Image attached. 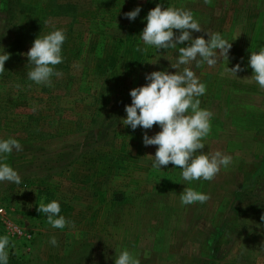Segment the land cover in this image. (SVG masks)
<instances>
[{
  "label": "rangeland",
  "instance_id": "obj_1",
  "mask_svg": "<svg viewBox=\"0 0 264 264\" xmlns=\"http://www.w3.org/2000/svg\"><path fill=\"white\" fill-rule=\"evenodd\" d=\"M157 4L190 10L204 31L193 38L219 33L232 45L228 60L217 52L214 66L188 65L206 86L200 108L212 113L203 151L232 157L212 181H183L171 163L154 169L157 146H144L143 136L160 127L123 125L130 91L154 71L175 73L178 48L190 43L156 50L139 39ZM137 7L135 20L124 16ZM54 30L66 36L61 75L37 85L25 53ZM261 48L264 0H0V54H11L0 74V140L23 146L2 161L21 177L0 183L8 264H115L124 250L140 264H264V150L252 147L251 132L264 115L245 110V88L234 83L232 100L225 87L226 68ZM255 95L256 105L264 90ZM185 187L210 199L182 206ZM53 200L71 222L63 229L37 212Z\"/></svg>",
  "mask_w": 264,
  "mask_h": 264
},
{
  "label": "clouds",
  "instance_id": "obj_2",
  "mask_svg": "<svg viewBox=\"0 0 264 264\" xmlns=\"http://www.w3.org/2000/svg\"><path fill=\"white\" fill-rule=\"evenodd\" d=\"M211 0H204L209 4ZM141 11L140 7L127 12L124 16L129 20H135ZM147 23L139 39L146 45L154 46L156 50L176 49L177 45L190 42L188 46L178 48V59L171 67L177 69L175 73L166 71H154L146 75L149 81L143 86L130 91L131 104L125 106L126 118L123 125L135 130L141 127L150 130L158 125L161 131L149 137L147 131L143 136L144 146H157L154 169H161L169 163L175 168L181 169L183 181H212L220 172L221 167L227 168L232 163L230 155L215 151L205 154L202 142L211 132L210 120L212 113L200 108V99L206 92V86L199 82L191 65L200 68L203 64L214 66L217 63V52L221 58L228 60L231 43L222 38L219 33H206L208 39L203 36L193 38V32H204L200 23L194 19L190 10L182 8L166 7L162 9L160 4L151 9L145 17ZM178 30L179 34L173 30ZM66 39L63 30H54L51 33L34 40L31 48L25 55L28 64L33 68L27 72V77L37 85L52 86L51 77L60 76L55 71V66L63 62L61 51ZM10 53L0 54V74L5 71V62L10 58ZM181 66H185L181 69ZM248 66L252 69L251 82L259 85L264 90V48L258 52L252 51L248 60ZM243 71L240 64L226 68V72L236 76ZM189 110L191 113L189 114ZM23 146L14 138L0 140V183L9 182L19 185L21 177L7 163L2 161L13 153L20 152ZM159 182V181H158ZM174 182V181H173ZM210 199L208 194L185 187L180 194L182 206L195 203L204 204ZM37 212L46 215L47 223L55 229H63L71 222L59 215L61 207L58 201L38 204ZM58 217V218H57ZM264 219V216L261 217ZM49 243L53 247L58 246L57 239L53 236ZM10 244L7 235L0 236V264H8ZM14 247V245H12ZM115 264H140L129 251L124 250L116 255Z\"/></svg>",
  "mask_w": 264,
  "mask_h": 264
},
{
  "label": "crops",
  "instance_id": "obj_3",
  "mask_svg": "<svg viewBox=\"0 0 264 264\" xmlns=\"http://www.w3.org/2000/svg\"><path fill=\"white\" fill-rule=\"evenodd\" d=\"M248 60H249V58L247 60H244V62L242 63L243 66L241 68L243 69V71L238 72L237 77L233 76L231 74L227 75V76H230L231 80H229V81L232 84H231V86H225V87L228 90H230L229 92H230L232 100L234 99V97L236 95L234 92L239 91V90H235V87H234L235 84L236 85L239 84L238 86H241V88H245L243 90H246V91H242V93H246L247 96L250 97V99H248V102H247L249 104H246L244 106L245 110H247L248 112H254V110H255L258 114L264 115V96H261V99L257 101L256 105L253 104L254 99H252V96H256L255 94L257 92L260 93L262 90L260 89V87L257 83L250 81V77L252 76L253 73H252L251 68L247 65ZM250 118H251L250 119L251 122H253V120L255 119L253 117H250ZM256 127H257V129L254 128L255 132H253V130H251V132L253 134H255V137H258V139L255 140V143H253L252 147H254L255 150H257L259 148L260 149L263 148L261 150H264V146L260 143L261 142L260 138L264 137V124L263 125L260 124ZM243 128H245V126Z\"/></svg>",
  "mask_w": 264,
  "mask_h": 264
},
{
  "label": "built area",
  "instance_id": "obj_4",
  "mask_svg": "<svg viewBox=\"0 0 264 264\" xmlns=\"http://www.w3.org/2000/svg\"><path fill=\"white\" fill-rule=\"evenodd\" d=\"M15 232H16L18 235H21L20 231H18L16 228H15Z\"/></svg>",
  "mask_w": 264,
  "mask_h": 264
}]
</instances>
